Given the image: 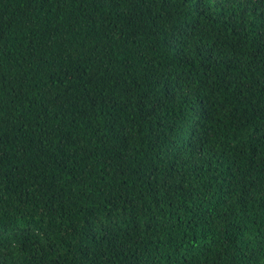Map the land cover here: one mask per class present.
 <instances>
[{"label":"trees","instance_id":"obj_1","mask_svg":"<svg viewBox=\"0 0 264 264\" xmlns=\"http://www.w3.org/2000/svg\"><path fill=\"white\" fill-rule=\"evenodd\" d=\"M0 264H264V0H0Z\"/></svg>","mask_w":264,"mask_h":264}]
</instances>
